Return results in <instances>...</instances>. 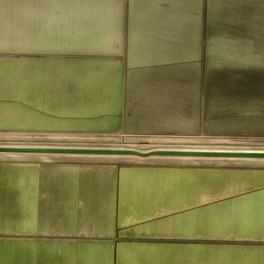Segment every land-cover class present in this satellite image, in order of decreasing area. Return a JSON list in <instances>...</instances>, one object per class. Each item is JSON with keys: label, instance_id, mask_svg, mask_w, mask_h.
Returning a JSON list of instances; mask_svg holds the SVG:
<instances>
[{"label": "crops", "instance_id": "obj_1", "mask_svg": "<svg viewBox=\"0 0 264 264\" xmlns=\"http://www.w3.org/2000/svg\"><path fill=\"white\" fill-rule=\"evenodd\" d=\"M26 2L0 0V130L264 135V0H98L88 44L5 16ZM47 264H264V170L47 164Z\"/></svg>", "mask_w": 264, "mask_h": 264}, {"label": "rangeland", "instance_id": "obj_2", "mask_svg": "<svg viewBox=\"0 0 264 264\" xmlns=\"http://www.w3.org/2000/svg\"><path fill=\"white\" fill-rule=\"evenodd\" d=\"M40 55L36 56V59L43 60V56ZM51 103L56 104V102ZM0 142L45 145L49 143L64 145L63 147H66L65 145H130L139 150L156 146L264 148V135L131 134L125 131L103 132L69 128L59 130L48 128L47 125L37 127V123H35L18 130H0ZM31 158H0V221L4 222V228L0 227V237L2 241H7L6 239L10 237L14 239L12 246L3 243L4 245L0 247L9 248L11 255L18 250L19 264H47V164H111L121 161H101L91 158H80V160L77 157H66L67 159L65 157ZM128 163L154 164L150 162ZM157 164L167 165L171 163ZM179 164L195 167L264 170V166L244 164ZM16 240L19 241L18 245L14 243ZM11 255L9 256L10 260L12 259ZM6 258L3 259L6 260Z\"/></svg>", "mask_w": 264, "mask_h": 264}, {"label": "clouds", "instance_id": "obj_3", "mask_svg": "<svg viewBox=\"0 0 264 264\" xmlns=\"http://www.w3.org/2000/svg\"><path fill=\"white\" fill-rule=\"evenodd\" d=\"M117 6L98 0H27L23 5L4 6L7 17L24 20L26 26L40 34L65 37L68 43L88 44L85 38L94 28L106 27Z\"/></svg>", "mask_w": 264, "mask_h": 264}, {"label": "bare ground", "instance_id": "obj_4", "mask_svg": "<svg viewBox=\"0 0 264 264\" xmlns=\"http://www.w3.org/2000/svg\"><path fill=\"white\" fill-rule=\"evenodd\" d=\"M0 146H19V147H63L64 145L55 144H34V143H9L0 142ZM72 148H95V149H120L130 150L132 153H47V152H15V151H0V158H20V157H41V158H55V157H77V158H91L101 161L113 162H150V163H189V164H244L254 166H264V157H246V156H203V155H174V154H154L157 151L167 150H214L218 152H264V148H232V147H207V146H156L148 149H136L130 145L124 146H79V145H65ZM136 152H139L137 154ZM32 159V158H31ZM67 159V158H66ZM40 160V159H39ZM81 160V159H80ZM87 160V159H84Z\"/></svg>", "mask_w": 264, "mask_h": 264}, {"label": "water", "instance_id": "obj_5", "mask_svg": "<svg viewBox=\"0 0 264 264\" xmlns=\"http://www.w3.org/2000/svg\"><path fill=\"white\" fill-rule=\"evenodd\" d=\"M0 151H15V152H47V153H132L130 150L120 149H95V148H72V147H19V146H0ZM139 154V152H136ZM154 154H174V155H203V156H246V157H264V152H218L214 150L197 151V150H167L157 151Z\"/></svg>", "mask_w": 264, "mask_h": 264}]
</instances>
